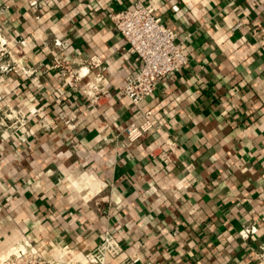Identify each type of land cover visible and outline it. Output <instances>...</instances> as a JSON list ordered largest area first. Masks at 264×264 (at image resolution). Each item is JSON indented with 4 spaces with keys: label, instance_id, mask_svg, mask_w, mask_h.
Wrapping results in <instances>:
<instances>
[{
    "label": "crops",
    "instance_id": "obj_1",
    "mask_svg": "<svg viewBox=\"0 0 264 264\" xmlns=\"http://www.w3.org/2000/svg\"><path fill=\"white\" fill-rule=\"evenodd\" d=\"M135 1L0 0V119L25 120L0 127V256L86 252L109 232L122 251L106 264H264V0H140L188 61L139 108L116 92L136 63L108 16ZM94 56L97 104L51 66ZM143 110L165 124L129 142ZM166 137L169 168L150 155Z\"/></svg>",
    "mask_w": 264,
    "mask_h": 264
},
{
    "label": "built area",
    "instance_id": "obj_2",
    "mask_svg": "<svg viewBox=\"0 0 264 264\" xmlns=\"http://www.w3.org/2000/svg\"><path fill=\"white\" fill-rule=\"evenodd\" d=\"M108 16L124 41L125 51L134 55L136 63L133 74L126 76L116 92L126 97L132 106L139 108L154 92L158 81L172 76L187 64V56L182 52V43L176 42L177 32L155 16L152 9L140 0H136L130 8L110 12ZM3 52L0 50L1 55ZM77 65L78 67H75V62L59 58H54L51 62V66L60 72L69 87L77 89L92 104L99 103L102 97L109 94L108 88L102 84V62L94 56L86 64ZM11 69L10 62L0 63V79L2 72ZM89 70H95V73L81 84ZM2 114L0 127L4 129L17 130L18 126L25 124L19 110H13L8 105ZM155 123L160 127L165 124V120L160 118L154 122L150 110L141 111L139 117L125 127L126 140L133 142L143 138L156 127ZM178 149L177 143L166 137L158 146V150H152L150 155L162 162L165 168H169L177 158ZM256 232L257 227L254 224H247L238 230V236L246 240ZM121 251L118 242L109 232H105L102 241L86 252H73L69 247L63 246L58 247L49 258H45L37 248L24 243L0 256V264H106L107 257H117Z\"/></svg>",
    "mask_w": 264,
    "mask_h": 264
}]
</instances>
